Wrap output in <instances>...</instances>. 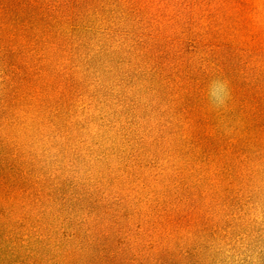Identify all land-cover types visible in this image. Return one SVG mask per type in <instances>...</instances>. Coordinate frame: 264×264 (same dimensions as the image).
<instances>
[{"label": "rangeland", "instance_id": "374dc122", "mask_svg": "<svg viewBox=\"0 0 264 264\" xmlns=\"http://www.w3.org/2000/svg\"><path fill=\"white\" fill-rule=\"evenodd\" d=\"M135 5L0 0V264H264V0Z\"/></svg>", "mask_w": 264, "mask_h": 264}, {"label": "clouds", "instance_id": "9594fccd", "mask_svg": "<svg viewBox=\"0 0 264 264\" xmlns=\"http://www.w3.org/2000/svg\"><path fill=\"white\" fill-rule=\"evenodd\" d=\"M209 95L215 99L217 107L223 106L228 97L227 82H213V84L210 86Z\"/></svg>", "mask_w": 264, "mask_h": 264}, {"label": "trees", "instance_id": "16d2710c", "mask_svg": "<svg viewBox=\"0 0 264 264\" xmlns=\"http://www.w3.org/2000/svg\"><path fill=\"white\" fill-rule=\"evenodd\" d=\"M121 2L128 3L130 5V8L136 9V5H135L136 0H121Z\"/></svg>", "mask_w": 264, "mask_h": 264}]
</instances>
